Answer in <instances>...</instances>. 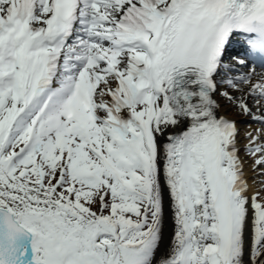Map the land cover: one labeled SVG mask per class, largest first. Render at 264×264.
I'll use <instances>...</instances> for the list:
<instances>
[{"label": "snow or ice", "instance_id": "snow-or-ice-1", "mask_svg": "<svg viewBox=\"0 0 264 264\" xmlns=\"http://www.w3.org/2000/svg\"><path fill=\"white\" fill-rule=\"evenodd\" d=\"M0 264H264V0H0Z\"/></svg>", "mask_w": 264, "mask_h": 264}, {"label": "rangeland", "instance_id": "rangeland-1", "mask_svg": "<svg viewBox=\"0 0 264 264\" xmlns=\"http://www.w3.org/2000/svg\"><path fill=\"white\" fill-rule=\"evenodd\" d=\"M243 143H244V141H243ZM251 175H252L251 172H249V176H250V177H251Z\"/></svg>", "mask_w": 264, "mask_h": 264}]
</instances>
